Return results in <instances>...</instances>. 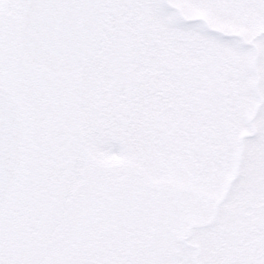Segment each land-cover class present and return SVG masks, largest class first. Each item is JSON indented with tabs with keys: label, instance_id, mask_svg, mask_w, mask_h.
Here are the masks:
<instances>
[{
	"label": "snow or ice",
	"instance_id": "snow-or-ice-1",
	"mask_svg": "<svg viewBox=\"0 0 264 264\" xmlns=\"http://www.w3.org/2000/svg\"><path fill=\"white\" fill-rule=\"evenodd\" d=\"M247 192L258 225L174 254ZM0 264H264V0H0Z\"/></svg>",
	"mask_w": 264,
	"mask_h": 264
},
{
	"label": "rangeland",
	"instance_id": "rangeland-1",
	"mask_svg": "<svg viewBox=\"0 0 264 264\" xmlns=\"http://www.w3.org/2000/svg\"><path fill=\"white\" fill-rule=\"evenodd\" d=\"M176 14L188 21H195L207 24L208 21L204 18L203 14L196 12L193 9H177ZM129 30L132 29L131 25L136 23L133 14H129ZM210 27H223L222 25H209ZM146 46L150 48L154 55L159 56L168 47V42L162 35H154L149 40L145 41ZM188 38L184 36H176L173 41V46L176 50V57H169L172 64L180 65L184 62L193 63L196 60V56L203 50L202 48L193 47L190 51L186 47ZM207 43V42H205ZM208 51H212L209 47ZM171 66V65H169ZM102 144L116 143L121 145V150L125 151L129 145L120 135H111L106 137ZM106 153L100 151V155ZM129 161L121 159L115 163L114 171H122L129 166ZM124 177H121L123 181ZM114 195L118 193L114 192ZM262 220L259 206L256 202L255 193L247 192L246 195H242L238 200L237 206H227L223 213L214 212L211 215L203 218L199 221L200 225L205 227L208 231L203 233L206 237L205 241H199L193 239L192 228H181L177 234L175 247L172 249L174 254L180 255L187 259H196L202 255H208L215 257L218 255L219 247L226 240L231 239L235 233L241 232L245 229H250L258 225ZM26 227H35V225L29 220Z\"/></svg>",
	"mask_w": 264,
	"mask_h": 264
}]
</instances>
